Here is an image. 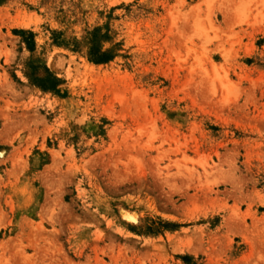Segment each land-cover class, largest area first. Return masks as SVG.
I'll return each instance as SVG.
<instances>
[{
    "label": "rangeland",
    "instance_id": "rangeland-1",
    "mask_svg": "<svg viewBox=\"0 0 264 264\" xmlns=\"http://www.w3.org/2000/svg\"><path fill=\"white\" fill-rule=\"evenodd\" d=\"M0 264H264V0H0Z\"/></svg>",
    "mask_w": 264,
    "mask_h": 264
},
{
    "label": "trees",
    "instance_id": "trees-1",
    "mask_svg": "<svg viewBox=\"0 0 264 264\" xmlns=\"http://www.w3.org/2000/svg\"><path fill=\"white\" fill-rule=\"evenodd\" d=\"M103 58H96L95 61H101ZM37 81L39 82V86L43 89H52L54 88V84L56 82V78L51 76L50 74H46L42 78H38ZM41 82H48V84H41Z\"/></svg>",
    "mask_w": 264,
    "mask_h": 264
},
{
    "label": "bare ground",
    "instance_id": "bare-ground-1",
    "mask_svg": "<svg viewBox=\"0 0 264 264\" xmlns=\"http://www.w3.org/2000/svg\"><path fill=\"white\" fill-rule=\"evenodd\" d=\"M126 215H128V216H129V219L133 218V217H132V215H129V214H126ZM133 220H134V219H133Z\"/></svg>",
    "mask_w": 264,
    "mask_h": 264
}]
</instances>
